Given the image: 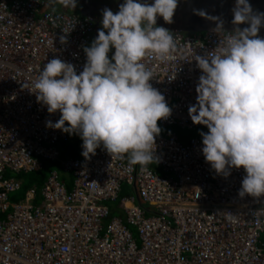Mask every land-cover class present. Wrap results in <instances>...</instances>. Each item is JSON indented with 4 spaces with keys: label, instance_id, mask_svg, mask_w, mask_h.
<instances>
[{
    "label": "built area",
    "instance_id": "1",
    "mask_svg": "<svg viewBox=\"0 0 264 264\" xmlns=\"http://www.w3.org/2000/svg\"><path fill=\"white\" fill-rule=\"evenodd\" d=\"M94 33L90 18L48 10L44 0H0V264H264V196L239 198L243 169L217 176L199 138H156L153 165L173 178L150 167L142 172L127 155L111 158L102 146L85 161L81 142L79 157L61 163L70 189L52 171L40 189L11 201L23 188L19 175L58 161L56 145L67 140V133L45 127L60 114L36 101L34 82L53 58L79 74ZM171 34L175 48L166 59L149 53L142 61L172 109L158 126L207 129L188 116L201 75L194 59L211 58L234 33ZM123 187L133 195L117 205L123 217L114 216L108 204Z\"/></svg>",
    "mask_w": 264,
    "mask_h": 264
},
{
    "label": "clouds",
    "instance_id": "2",
    "mask_svg": "<svg viewBox=\"0 0 264 264\" xmlns=\"http://www.w3.org/2000/svg\"><path fill=\"white\" fill-rule=\"evenodd\" d=\"M56 0H49L55 3ZM73 10L77 0H59ZM180 0H123L118 11L102 10L101 28L83 48L85 63L77 74L71 63L53 58L34 82L36 101L59 119L45 127L82 141L81 156L88 161L103 147L111 158L127 155L129 165L159 163L155 141L158 121L172 112L165 97L152 87L153 73L142 62L147 54L164 60L174 50L171 31L156 26L157 18L173 22ZM60 12V11H55ZM65 13V12H61ZM193 13L224 31L221 16L203 9ZM233 30L215 55H196L201 75L196 102L189 106L193 125H202L201 154L217 175L227 178L243 169L238 197L264 196V12H254L249 0H235ZM81 17V16H80ZM247 25L246 27H239ZM95 33L93 34V36ZM92 36V37H93ZM60 42L66 43L65 36ZM110 50L112 52L109 57ZM67 135V138H68Z\"/></svg>",
    "mask_w": 264,
    "mask_h": 264
},
{
    "label": "water",
    "instance_id": "3",
    "mask_svg": "<svg viewBox=\"0 0 264 264\" xmlns=\"http://www.w3.org/2000/svg\"><path fill=\"white\" fill-rule=\"evenodd\" d=\"M151 3V0H149ZM254 12H264V0H249ZM235 4V0H180L178 7L173 16V22L166 24L162 18H157L156 26H162L171 32H180L184 34H198L210 30H220L215 28L214 22L196 15L193 9H203L210 16H221L224 20V32L233 30L231 9ZM247 25H240L243 28ZM97 31L95 35H97ZM258 35L264 36V27H262ZM96 37V36H95Z\"/></svg>",
    "mask_w": 264,
    "mask_h": 264
},
{
    "label": "rangeland",
    "instance_id": "4",
    "mask_svg": "<svg viewBox=\"0 0 264 264\" xmlns=\"http://www.w3.org/2000/svg\"><path fill=\"white\" fill-rule=\"evenodd\" d=\"M6 1H11V0H6ZM160 128H161L160 135L175 134L181 139L182 142H186L191 138H200L201 132H207V129L185 130V129H180L177 126L160 127ZM81 142L82 141L80 140V138L77 135H71V136L68 135V138L65 142H61V143L56 145V148L61 155L60 159L56 162H48V161L42 162V169L39 172L32 173V174H22V176L25 178L24 180L26 182H28V181L35 182L39 186V188L38 187L37 188L40 189L52 171H60L61 163L63 161H65L67 158H69V157H67V152L72 150V148H78ZM154 166L156 167V169H152V168L151 169L154 170L155 172H157L160 176H168L171 178L174 177L172 174L163 173L156 165H154ZM7 177H13V175L7 174ZM20 179H22V177ZM22 193L23 192L20 191V192L16 193L15 195H13L11 197V201L12 202H18L22 197ZM132 195H133V191L130 187H123L122 191L118 195V199L115 202L108 204L109 208L114 211L113 212L114 216L123 217L122 213H118L116 211L117 205L122 198L131 197ZM2 220H3V217L0 218V221H2ZM106 224H107V221H103L102 225L104 227ZM127 227L129 228L131 234L133 235V238L135 239L136 243L139 244L138 239H137L136 230L130 226H127ZM261 240L264 242V234H262Z\"/></svg>",
    "mask_w": 264,
    "mask_h": 264
},
{
    "label": "flooded vegetation",
    "instance_id": "5",
    "mask_svg": "<svg viewBox=\"0 0 264 264\" xmlns=\"http://www.w3.org/2000/svg\"><path fill=\"white\" fill-rule=\"evenodd\" d=\"M49 7L54 8L57 11L71 12L75 15L88 17L92 20L94 30L101 28L102 10L104 8L111 9L113 13L118 11V7L123 3V0H77V6L73 10L70 6H63L59 0L55 3H49V0H45Z\"/></svg>",
    "mask_w": 264,
    "mask_h": 264
},
{
    "label": "crops",
    "instance_id": "6",
    "mask_svg": "<svg viewBox=\"0 0 264 264\" xmlns=\"http://www.w3.org/2000/svg\"><path fill=\"white\" fill-rule=\"evenodd\" d=\"M44 1H45V0H44ZM45 3H46V1H45ZM46 6H47V9H48V10L57 11V10H55L54 8L49 7V6L47 5V3H46ZM95 36H96V35H94V36L91 38V40H90L88 46H89V45L91 44V42L95 39ZM79 146H80V145H79ZM60 156H61V155H60ZM67 157H69V158H74V159L78 158V157H79V147H78V148H72V150H70L69 152H67ZM148 167H150V168H152V169H156V167H155L153 164L148 165ZM56 172L58 173V175H59V177H60V180H61L62 182L65 183V185H66V187H67L68 189H70V188H71V178H70V176L67 175V174H65V173L63 172L62 167H61L60 171H56ZM21 180H22V179H21ZM32 186H33V185H32ZM34 186H35V185H34ZM22 196H23V195H22Z\"/></svg>",
    "mask_w": 264,
    "mask_h": 264
},
{
    "label": "trees",
    "instance_id": "7",
    "mask_svg": "<svg viewBox=\"0 0 264 264\" xmlns=\"http://www.w3.org/2000/svg\"><path fill=\"white\" fill-rule=\"evenodd\" d=\"M60 12H63V11H60ZM65 13H69V14H73V13H71V12H65ZM75 15V14H74ZM77 16H80V15H77ZM81 17H83V16H81ZM199 139H201V137L199 138ZM22 177V179H23V188H22V192L24 193L28 188H30V187H32V185L34 186H36V187H38L39 188V186L35 183V182H32V181H28V182H26L24 179V177L22 176V175H19V178H21ZM23 193H22V195H23Z\"/></svg>",
    "mask_w": 264,
    "mask_h": 264
}]
</instances>
